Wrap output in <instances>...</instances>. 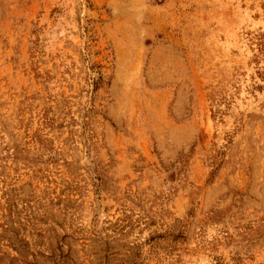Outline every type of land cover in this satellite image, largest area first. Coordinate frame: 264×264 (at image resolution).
Segmentation results:
<instances>
[{"label": "rangeland", "instance_id": "374dc122", "mask_svg": "<svg viewBox=\"0 0 264 264\" xmlns=\"http://www.w3.org/2000/svg\"><path fill=\"white\" fill-rule=\"evenodd\" d=\"M0 264H264V0H0Z\"/></svg>", "mask_w": 264, "mask_h": 264}]
</instances>
